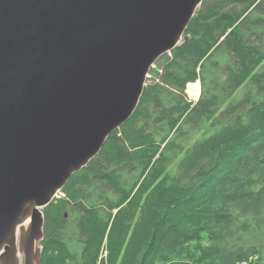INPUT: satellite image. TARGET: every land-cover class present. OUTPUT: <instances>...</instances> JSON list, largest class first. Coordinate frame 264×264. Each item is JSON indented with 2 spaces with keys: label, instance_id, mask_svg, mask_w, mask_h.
I'll list each match as a JSON object with an SVG mask.
<instances>
[{
  "label": "trees",
  "instance_id": "16d2710c",
  "mask_svg": "<svg viewBox=\"0 0 264 264\" xmlns=\"http://www.w3.org/2000/svg\"><path fill=\"white\" fill-rule=\"evenodd\" d=\"M156 66L43 209L39 264H264V0H203Z\"/></svg>",
  "mask_w": 264,
  "mask_h": 264
},
{
  "label": "water",
  "instance_id": "95a60500",
  "mask_svg": "<svg viewBox=\"0 0 264 264\" xmlns=\"http://www.w3.org/2000/svg\"><path fill=\"white\" fill-rule=\"evenodd\" d=\"M203 0H0V256L27 264L42 209L99 155L141 102L147 76L182 44ZM42 241V240H40ZM33 264V263H32Z\"/></svg>",
  "mask_w": 264,
  "mask_h": 264
},
{
  "label": "rangeland",
  "instance_id": "374dc122",
  "mask_svg": "<svg viewBox=\"0 0 264 264\" xmlns=\"http://www.w3.org/2000/svg\"><path fill=\"white\" fill-rule=\"evenodd\" d=\"M184 41V40H183ZM183 43V42H182ZM152 68H154V69H157V66H156V63L153 65V67ZM151 68V69H152ZM151 71V70H150ZM150 74V73H149ZM148 76H147V81H148ZM147 81H146V85H147ZM195 83H197V82H195ZM198 83H199V95L198 96H193V95H191V94H189L188 93V88H187V91H186V94H187V96H188V98H189V101H192V102H197L199 99H200V97H201V93H202V84H201V82L200 81H198ZM189 86V85H188ZM146 87V86H145ZM58 197H60V193L58 194ZM42 211H43V209H42ZM31 222H32V216H31ZM31 227H32V223H31V225H30V227H29V230H28V233H27V236L25 237V239H24V251H23V255H22V257H21V259H20V262L19 263H17V264H27V254H26V240H27V238H28V236L30 235V232H31ZM15 238H16V245H17V251L18 250H20L19 249V247H20V245H21V242L17 239V235L15 234ZM40 240H42L41 238L40 239H38V240H36V244H35V246H34V249H33V251H32V263L33 264H39V262H40V257H41V251H42V249H41V247H40ZM106 255H107V252H105L104 253V256L106 257ZM15 255H13L12 257H11V260L10 261H8V263H5L3 260H2V257L0 256V264H13L14 262V260H15ZM253 262H255V260L254 259H252V261H251V263H249V264H254ZM31 263V264H32Z\"/></svg>",
  "mask_w": 264,
  "mask_h": 264
},
{
  "label": "bare ground",
  "instance_id": "6f19581e",
  "mask_svg": "<svg viewBox=\"0 0 264 264\" xmlns=\"http://www.w3.org/2000/svg\"><path fill=\"white\" fill-rule=\"evenodd\" d=\"M199 83H194V86L193 87H189L188 86V93L193 95V96H198L199 95ZM92 207V206H91ZM36 207L34 205H29L27 207V209L25 210V212L23 213L22 217H21V220H20V223L18 224L17 228H16V235H17V239L21 242V245L19 247L20 250L17 251L16 255H15V260L13 261L14 263L13 264H17L20 262V259L23 255V251H24V239L25 237L27 236V233H28V230H29V227L31 225V215H32V212L33 210L35 209Z\"/></svg>",
  "mask_w": 264,
  "mask_h": 264
},
{
  "label": "built area",
  "instance_id": "2783aa9c",
  "mask_svg": "<svg viewBox=\"0 0 264 264\" xmlns=\"http://www.w3.org/2000/svg\"><path fill=\"white\" fill-rule=\"evenodd\" d=\"M150 77H151V75L149 74V75H148V78H150Z\"/></svg>",
  "mask_w": 264,
  "mask_h": 264
}]
</instances>
